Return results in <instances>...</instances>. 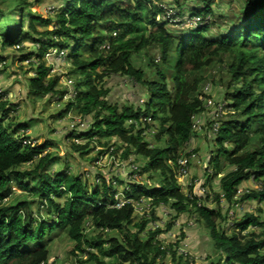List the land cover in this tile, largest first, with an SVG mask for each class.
<instances>
[{
  "label": "trees",
  "instance_id": "trees-1",
  "mask_svg": "<svg viewBox=\"0 0 264 264\" xmlns=\"http://www.w3.org/2000/svg\"><path fill=\"white\" fill-rule=\"evenodd\" d=\"M162 1L68 0L67 12L58 15V27L47 31L55 38H35L33 41L42 43L40 58L53 47L72 55L75 71L84 77L81 86H85V89L78 94L82 105L80 111L89 114L99 110L97 116L100 119L86 135L120 137L127 144L125 156L129 155L131 148H135L136 153L149 158L148 167L169 175L171 179L165 177L156 188H137V185H133L135 188L126 192L132 201L118 207L115 194L110 192V184L105 182L103 189L95 186L90 190L79 175L65 170L50 171L54 156L44 154L48 144H32L25 136H14L0 118V203L12 194L16 182L28 190L34 200L41 201V206L48 204V210L53 211L56 217L42 222L27 215L30 200L1 204L0 264H48L50 248L46 238L58 231L66 232L75 241L76 251L90 255L88 260H82L85 264L91 261L105 264L98 252L87 250L96 245L98 251L105 254L106 250H110L114 257L122 258L121 264L126 261H131V264H156L161 251L150 258L152 242H145L140 237L146 220L138 225L136 233L129 236L126 245L120 244L119 238L114 237L107 248H103V242H93L94 239L91 240L84 232L86 223L92 222L94 227L103 230H122L133 222L134 203L143 197H151L157 205L169 204L178 213L189 210L191 204L184 202L186 196L179 189L175 169L169 161L179 165V150L191 141L194 134L193 116L201 110L202 103L197 95L200 80L193 82L192 74L210 66L217 57L233 58L230 71L234 80L241 83L233 90L235 97L232 105L242 118L225 122L218 137L223 145L222 152L236 167L222 178L221 188L225 197L230 199L235 196L239 185L254 174L255 179L261 182V188L244 197L246 200L264 202V0H246L237 27L227 29L228 33L217 38L208 36V25L197 26L191 33L179 38L163 26L158 34L146 36L147 24L158 25L154 19L156 11L165 13L164 4L159 5ZM203 1L208 7L206 12H199V16L207 17L212 12L209 6L211 0ZM13 4L18 7L22 20H18L15 26L5 28L0 24V34L3 35L0 46L3 49L28 39L23 28L28 13L31 16L30 27L34 31L36 22L46 25L54 22L50 18H35L33 13L27 12L29 3L26 0H15ZM101 27L106 28V32H102ZM149 44H154L162 53L163 67L157 68V81L147 80L144 71L131 63L134 53ZM4 58L6 56L0 54V62ZM102 67L106 69L104 72L99 70ZM36 71L37 76L30 79L31 91L43 95L54 92L58 78L48 79L50 68L39 64ZM110 72L136 79L142 87L146 86V113L162 117V130L157 138L167 137L165 147L149 148L142 136L143 129L136 130V124L131 129L125 127L129 120H140V109L124 107L119 111L118 105L103 99L108 90L95 81L103 83ZM8 104V100L0 101V113L6 110ZM103 111L105 114L101 115ZM252 133L260 136L261 148L257 145L256 149L250 151ZM225 141H230L234 148H226ZM74 148L85 153L87 146ZM216 159L215 165H218L219 154ZM24 164L32 167L23 169ZM190 202L197 207L201 221L204 220L210 229L216 252L223 254L214 264H264V230L250 236L243 234L253 227L264 228L261 216L248 213L238 232L230 235L224 228H216L214 216L221 215L220 209L197 206L196 200Z\"/></svg>",
  "mask_w": 264,
  "mask_h": 264
},
{
  "label": "rangeland",
  "instance_id": "rangeland-1",
  "mask_svg": "<svg viewBox=\"0 0 264 264\" xmlns=\"http://www.w3.org/2000/svg\"><path fill=\"white\" fill-rule=\"evenodd\" d=\"M26 1L29 3L27 12L33 13L35 18H50L54 22L51 25L36 22V31H34L30 27L31 16L28 13L23 23L28 39L25 38L14 47L3 49L0 46V54L6 56L0 62V101L10 102L6 110L0 113V118H3L8 131L14 136H25L27 140L32 141V144H48L44 154L51 153L54 156V164L50 167V171L65 170L70 174L79 175L87 182L90 190L95 186L103 189L105 182L110 184L111 194H115L116 200L122 205L132 201L126 192H131L135 188L133 185H137V188L150 186L156 188L162 184L161 181L165 177L170 180L169 175L166 176L162 174L163 172L148 167L149 158L136 153L135 148H131L129 155L125 156L127 144L120 137L86 135L94 129L95 123L100 119L97 116L99 110L96 109L89 114L80 111L82 105L79 103L78 94L85 89V86H81L84 77L75 71L76 67L70 57L72 55L65 51L67 58L59 59V50L53 47L44 52L45 55L40 58L42 43L33 41L35 38L41 40L55 38L48 35L47 31L58 27L60 23L58 15L67 12L68 0ZM202 1L159 2L160 6L164 4L162 7L165 13L156 11L154 19L158 25L149 22L151 25L147 24L146 36L158 34L164 28L179 38L191 33L197 26L208 25V36L217 38L223 33H228L227 29L237 27L247 2L246 0H211L209 6L212 12L204 17L199 16V12H206L208 4ZM13 3L15 0H0V24L3 28L15 26L18 20H22V16L18 14V7ZM101 31L106 32V28L101 27ZM2 40L3 35L0 34V44ZM214 60L210 66L192 74L193 82L196 79L200 80L197 95L202 103L201 110L193 116L194 134L191 141L179 150V165L176 166L169 161L175 169L179 189L186 196L184 202L191 204L189 210L178 213L169 204L157 205L151 197H143L134 203L133 222L122 230L98 229L92 222H87L84 232L91 240L94 239L93 242L98 244L103 242V248H107L111 244V239L116 237L119 238L120 244L126 245L129 236L136 233L139 229L138 225L146 220L144 221L146 227L140 233V237L145 242L148 240L152 242L150 258L154 257V253L161 251L156 264H178V262L214 264L223 254L216 252L210 229L206 227L204 220L201 221L197 207L190 200H196L197 206L220 209L221 215L214 216L216 228L219 230L224 228L230 235L238 232L240 225L246 221L245 217L248 213L259 215L264 221V202L246 200L244 197L251 191L261 188V182L255 179L254 174L239 185L235 196L230 199L225 197L221 188L222 178L236 170V167L228 161L229 157L226 153L222 152L223 145L218 141V137L225 122L242 118L232 105L235 97L233 90L241 83L234 80L230 71L233 58L224 56L222 59L217 57ZM131 63L135 68L144 71L147 80H159L156 71L158 67H163V59L161 50L154 44H149L134 53ZM39 64L50 68L48 79L58 78L54 92L47 95L36 94L30 88V79L37 76L36 70ZM104 68H100V72H104L106 70ZM95 83L108 90L103 99L112 105H118L119 111L124 107L141 110L140 120H129L125 123V127L131 129L136 124V130L143 129L142 136L149 148L165 147L168 142L167 137L157 138L162 130V117H154L146 113L145 103L148 98L145 94L146 86L142 87L136 79L112 72L104 77L103 83L97 81ZM103 114L104 111L101 115ZM80 122L90 126L81 127ZM257 145L261 148L260 136L252 133L250 151L256 149ZM75 146H87L85 153L75 149ZM224 146L234 148L230 141H225ZM218 154V165H215ZM31 167L30 164L22 166L23 169ZM28 200L30 207L27 215L42 222L56 218L54 212L48 210V204L41 206V201L34 200L29 191L24 190L16 182L13 184L12 194L0 205H11L17 201ZM263 230V227H253L243 234L250 236L260 234ZM46 239L50 248L48 264H85L83 261L90 258L88 253L75 250L76 243L66 232L58 231ZM87 250L98 252L105 264L122 262V258L114 257L110 250H106L105 254L98 251V245ZM89 264L96 263L91 261ZM123 264H131V261Z\"/></svg>",
  "mask_w": 264,
  "mask_h": 264
},
{
  "label": "built area",
  "instance_id": "built-area-1",
  "mask_svg": "<svg viewBox=\"0 0 264 264\" xmlns=\"http://www.w3.org/2000/svg\"><path fill=\"white\" fill-rule=\"evenodd\" d=\"M59 54H60V58H59V59H62V58L65 59V57H66V53H65L64 50H62V51L59 50ZM79 124L81 125V127H84V128H87V127L90 126V124L85 125V123H83V122H80ZM74 125H75V124H73V126H74ZM31 142H32L31 140H28V143H31ZM186 163H187V160H186L185 164H186ZM121 205H122V204H120V203L118 202L117 206L119 207V206H121Z\"/></svg>",
  "mask_w": 264,
  "mask_h": 264
}]
</instances>
